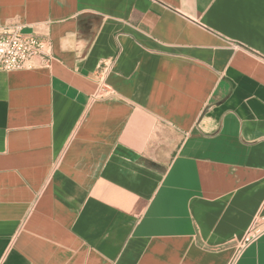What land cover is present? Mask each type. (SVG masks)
<instances>
[{
    "label": "crops",
    "instance_id": "0c3cea01",
    "mask_svg": "<svg viewBox=\"0 0 264 264\" xmlns=\"http://www.w3.org/2000/svg\"><path fill=\"white\" fill-rule=\"evenodd\" d=\"M10 25L52 59L0 70V264H264V0H0Z\"/></svg>",
    "mask_w": 264,
    "mask_h": 264
},
{
    "label": "built area",
    "instance_id": "2783aa9c",
    "mask_svg": "<svg viewBox=\"0 0 264 264\" xmlns=\"http://www.w3.org/2000/svg\"><path fill=\"white\" fill-rule=\"evenodd\" d=\"M51 45L49 40L42 39L35 34H25L20 31L18 25L0 26V70L11 71L30 69L37 66L50 65L52 55L50 53ZM36 57L41 58V63H36ZM104 65L99 77V89L112 94L113 90L104 82ZM93 94L92 99L102 96L100 90ZM256 228H251L244 236L242 245L252 241L258 234Z\"/></svg>",
    "mask_w": 264,
    "mask_h": 264
}]
</instances>
